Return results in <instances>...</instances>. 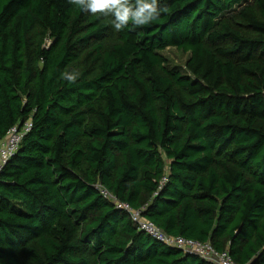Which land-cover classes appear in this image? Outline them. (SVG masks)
I'll use <instances>...</instances> for the list:
<instances>
[{
  "label": "trees",
  "instance_id": "1",
  "mask_svg": "<svg viewBox=\"0 0 264 264\" xmlns=\"http://www.w3.org/2000/svg\"><path fill=\"white\" fill-rule=\"evenodd\" d=\"M166 3L116 32L69 0H0V138L32 123L0 172V264H214L96 186L167 236L264 264V0Z\"/></svg>",
  "mask_w": 264,
  "mask_h": 264
},
{
  "label": "built area",
  "instance_id": "2",
  "mask_svg": "<svg viewBox=\"0 0 264 264\" xmlns=\"http://www.w3.org/2000/svg\"><path fill=\"white\" fill-rule=\"evenodd\" d=\"M30 120L22 126L11 127L3 138H0V172L6 162L15 154L19 148L22 137L31 129ZM165 181L163 178L162 182ZM99 193L111 201L115 209L127 213L139 231L149 235L151 238L172 248L181 249L186 254L200 256L202 259L214 264H238L232 260L229 253L216 251L208 242L202 243L196 240L187 239L181 236L170 237L157 228L152 222L142 216V210H133L127 203L120 202L113 194L101 186H96Z\"/></svg>",
  "mask_w": 264,
  "mask_h": 264
},
{
  "label": "clouds",
  "instance_id": "3",
  "mask_svg": "<svg viewBox=\"0 0 264 264\" xmlns=\"http://www.w3.org/2000/svg\"><path fill=\"white\" fill-rule=\"evenodd\" d=\"M69 3L85 13L110 16L116 32L150 25L168 11L166 0H69ZM78 75L76 72L62 74L69 82H75Z\"/></svg>",
  "mask_w": 264,
  "mask_h": 264
},
{
  "label": "rangeland",
  "instance_id": "4",
  "mask_svg": "<svg viewBox=\"0 0 264 264\" xmlns=\"http://www.w3.org/2000/svg\"><path fill=\"white\" fill-rule=\"evenodd\" d=\"M163 54L170 60L173 65H183L187 58V54H183L173 48H169Z\"/></svg>",
  "mask_w": 264,
  "mask_h": 264
}]
</instances>
